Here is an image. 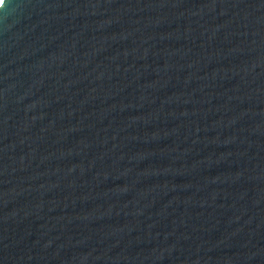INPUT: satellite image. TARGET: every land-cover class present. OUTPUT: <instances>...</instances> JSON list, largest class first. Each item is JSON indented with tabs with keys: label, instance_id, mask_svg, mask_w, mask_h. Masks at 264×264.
<instances>
[{
	"label": "water",
	"instance_id": "1",
	"mask_svg": "<svg viewBox=\"0 0 264 264\" xmlns=\"http://www.w3.org/2000/svg\"><path fill=\"white\" fill-rule=\"evenodd\" d=\"M0 264H264V0H0Z\"/></svg>",
	"mask_w": 264,
	"mask_h": 264
}]
</instances>
